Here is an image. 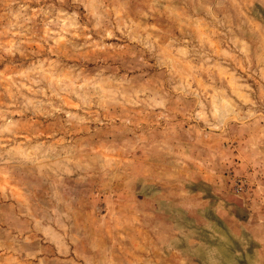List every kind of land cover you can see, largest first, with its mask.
Masks as SVG:
<instances>
[{"label": "rangeland", "instance_id": "rangeland-1", "mask_svg": "<svg viewBox=\"0 0 264 264\" xmlns=\"http://www.w3.org/2000/svg\"><path fill=\"white\" fill-rule=\"evenodd\" d=\"M0 264H264V0H0Z\"/></svg>", "mask_w": 264, "mask_h": 264}]
</instances>
